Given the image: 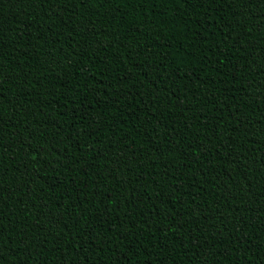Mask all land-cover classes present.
Here are the masks:
<instances>
[{"label":"trees","instance_id":"1","mask_svg":"<svg viewBox=\"0 0 264 264\" xmlns=\"http://www.w3.org/2000/svg\"><path fill=\"white\" fill-rule=\"evenodd\" d=\"M0 264H264V0H0Z\"/></svg>","mask_w":264,"mask_h":264}]
</instances>
